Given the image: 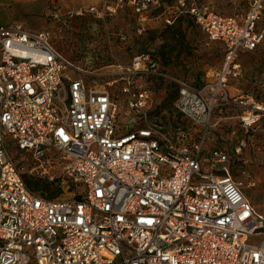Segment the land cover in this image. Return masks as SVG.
Wrapping results in <instances>:
<instances>
[{
  "label": "built area",
  "instance_id": "obj_1",
  "mask_svg": "<svg viewBox=\"0 0 264 264\" xmlns=\"http://www.w3.org/2000/svg\"><path fill=\"white\" fill-rule=\"evenodd\" d=\"M171 1L103 0L64 16L128 12L146 23L160 12L166 27L186 18L221 45L214 83L197 90L175 81V109L204 135L194 152L146 125L153 88L144 81L171 80L149 55L133 59L120 90L117 79L90 85L78 75L93 84L94 76L63 56L48 33L0 27V264H264V217L231 178L230 154L213 150L209 172L201 157L218 102L242 112L233 155L264 132V107L253 97L232 104L222 96L241 74L239 57L264 44V0H249L241 18L201 0ZM122 97L126 116L142 128L129 131L134 120L119 125ZM8 136L42 168L59 166L80 194L57 201L32 192L10 158Z\"/></svg>",
  "mask_w": 264,
  "mask_h": 264
},
{
  "label": "rangeland",
  "instance_id": "obj_2",
  "mask_svg": "<svg viewBox=\"0 0 264 264\" xmlns=\"http://www.w3.org/2000/svg\"><path fill=\"white\" fill-rule=\"evenodd\" d=\"M103 0H0V26L16 27L32 33H48L56 49L83 72L94 76V84L83 75H78L90 85L96 82H111L117 79L115 89L120 90L122 74L139 55H149L159 69L171 80L157 77L145 80L153 88V99L146 125L166 134L176 144L191 152L202 144L204 135L191 121L175 109L179 96V85L185 83L197 90L215 82L224 62L221 45L209 40L187 19L165 26L154 12L152 19L142 23L132 13L119 12L113 17L98 18L86 15L83 18L66 20L65 12L71 9H88L101 5ZM213 10L225 16L241 18L249 8V0H201ZM165 5L171 0H162ZM240 76L230 78L222 96L233 104L240 96H250L264 107V44L259 51L245 53L239 57ZM120 71V72H118ZM119 73V75H118ZM118 75V76H115ZM119 93V92H118ZM211 95V92L208 91ZM125 98L118 99V112L123 116L117 120L129 131L142 128L132 113L123 105ZM218 102L213 112L214 127L206 137L201 157L206 165L204 172L212 170L211 152L228 151L227 169L234 182L250 200L258 214L264 217V132L248 138L249 146L240 155H233L238 139L243 135L240 118L242 112L235 105L224 107ZM129 124V123H128ZM8 152L26 184L47 185L56 191L51 200L68 201L82 191L67 180L59 166L40 165L33 155L20 150L7 137ZM42 198L46 193L36 192Z\"/></svg>",
  "mask_w": 264,
  "mask_h": 264
},
{
  "label": "trees",
  "instance_id": "obj_3",
  "mask_svg": "<svg viewBox=\"0 0 264 264\" xmlns=\"http://www.w3.org/2000/svg\"><path fill=\"white\" fill-rule=\"evenodd\" d=\"M181 19H186V18H181ZM181 19H179V20H181ZM178 20V21H179ZM187 20H189V19H187ZM190 21V20H189ZM191 22V21H190ZM192 23V22H191ZM193 24V23H192ZM194 25V24H193ZM27 186H28V188L32 191V192H34V193H36V192H39V191H42L43 193H46V197H44V198H46V199H49V200H51L53 197H55L54 195L56 194V191L55 190H53V189H51L49 186H47V185H39V184H35V185H31V184H27Z\"/></svg>",
  "mask_w": 264,
  "mask_h": 264
},
{
  "label": "water",
  "instance_id": "obj_4",
  "mask_svg": "<svg viewBox=\"0 0 264 264\" xmlns=\"http://www.w3.org/2000/svg\"><path fill=\"white\" fill-rule=\"evenodd\" d=\"M259 233H263L264 234V228L261 231H259Z\"/></svg>",
  "mask_w": 264,
  "mask_h": 264
},
{
  "label": "crops",
  "instance_id": "obj_5",
  "mask_svg": "<svg viewBox=\"0 0 264 264\" xmlns=\"http://www.w3.org/2000/svg\"><path fill=\"white\" fill-rule=\"evenodd\" d=\"M0 27H3V26H0Z\"/></svg>",
  "mask_w": 264,
  "mask_h": 264
}]
</instances>
